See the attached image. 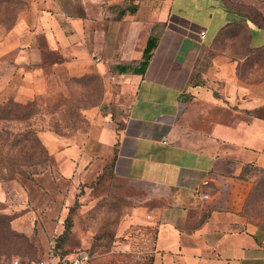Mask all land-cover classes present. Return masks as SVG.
I'll use <instances>...</instances> for the list:
<instances>
[{
	"label": "crops",
	"instance_id": "0c3cea01",
	"mask_svg": "<svg viewBox=\"0 0 264 264\" xmlns=\"http://www.w3.org/2000/svg\"><path fill=\"white\" fill-rule=\"evenodd\" d=\"M163 11L142 74L133 69L153 35L148 31L139 46L141 24L131 17L115 22V36L102 14L97 29L84 18L83 36L75 18L67 37L45 12L31 31L19 20L0 38V100L60 95L61 72L97 74L106 85L117 64L122 86L133 90L124 113L112 120L87 111V130L67 143L52 140L59 164L80 167L105 157L115 176L148 187L132 217L155 227L152 264H264V230L243 214L251 189L245 169L264 167V76L244 81L239 60L204 58L234 16L222 0H163ZM38 31L45 46L36 43ZM59 48L62 60H44Z\"/></svg>",
	"mask_w": 264,
	"mask_h": 264
},
{
	"label": "rangeland",
	"instance_id": "374dc122",
	"mask_svg": "<svg viewBox=\"0 0 264 264\" xmlns=\"http://www.w3.org/2000/svg\"><path fill=\"white\" fill-rule=\"evenodd\" d=\"M222 2L234 16L204 58L225 55L239 60V79L256 82L264 76V0ZM44 12L66 37L73 33L71 18L83 36L84 18L93 20L97 29L102 14L115 36V22L131 17L141 24L139 46L148 31L158 35L164 14L163 0H0V38L19 20L27 21L31 31ZM248 23L262 31V38L251 39ZM35 38L45 46L43 32ZM63 57L59 48L46 53L44 60ZM118 76L117 64L108 68L106 85L97 74L71 78L61 72L60 95L0 100V264H36L80 252L89 254V264H152L155 227L132 217L133 208L146 203L148 187L115 176L101 156L80 167L62 166L52 141L67 143L70 134L87 130L89 111L96 113L91 118L114 120L122 115L133 90L124 88ZM245 173L251 189L243 214L264 230V167L248 166Z\"/></svg>",
	"mask_w": 264,
	"mask_h": 264
},
{
	"label": "trees",
	"instance_id": "16d2710c",
	"mask_svg": "<svg viewBox=\"0 0 264 264\" xmlns=\"http://www.w3.org/2000/svg\"><path fill=\"white\" fill-rule=\"evenodd\" d=\"M248 29H249V35H250L251 39H257V40L260 39V36H257L255 34L256 30L259 29L257 26H255L252 23H248ZM155 45H156V37L149 36L147 41H146L145 47L143 49L142 60L140 61L139 66L135 67L133 69V71L135 73L142 74L144 72L146 65L148 63V59L151 56V50H153ZM119 70H120V72H124L127 70V67H119Z\"/></svg>",
	"mask_w": 264,
	"mask_h": 264
},
{
	"label": "built area",
	"instance_id": "2783aa9c",
	"mask_svg": "<svg viewBox=\"0 0 264 264\" xmlns=\"http://www.w3.org/2000/svg\"><path fill=\"white\" fill-rule=\"evenodd\" d=\"M201 36L204 37V33H201ZM203 198H207L206 194H202ZM90 256L87 252H80L77 255L67 258H56V257H47L37 261L36 264H89Z\"/></svg>",
	"mask_w": 264,
	"mask_h": 264
}]
</instances>
